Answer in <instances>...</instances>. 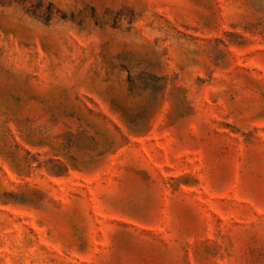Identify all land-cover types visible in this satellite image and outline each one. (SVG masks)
<instances>
[{
    "label": "rangeland",
    "instance_id": "374dc122",
    "mask_svg": "<svg viewBox=\"0 0 264 264\" xmlns=\"http://www.w3.org/2000/svg\"><path fill=\"white\" fill-rule=\"evenodd\" d=\"M0 264H264V0H0Z\"/></svg>",
    "mask_w": 264,
    "mask_h": 264
}]
</instances>
